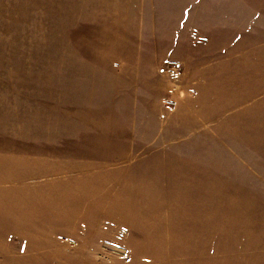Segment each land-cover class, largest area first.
Segmentation results:
<instances>
[{"label":"rangeland","instance_id":"374dc122","mask_svg":"<svg viewBox=\"0 0 264 264\" xmlns=\"http://www.w3.org/2000/svg\"><path fill=\"white\" fill-rule=\"evenodd\" d=\"M189 4L148 0L146 17L132 19L133 29L138 20L144 31L117 33L120 19L85 17L93 12L85 2L0 0V182L18 179L28 165L37 172L47 169L44 160L13 163L1 155L13 150L55 158L73 147L85 160L94 159L85 161L86 171L113 169L116 177L122 165L132 171L127 191L100 197V205L111 202L114 209L73 211V218L87 222L81 245L95 247L91 258L68 259L72 251L63 252V243L47 241L60 227L14 225L21 211L12 206L13 194L2 191L0 264H205L219 260L216 254L226 248L245 255L264 245V98L257 99L264 95V50L235 49L253 44V19L228 39L234 49L202 48L190 57V51L172 48L190 37L180 28L189 19ZM234 55L240 58L199 70L219 56ZM155 61H164L159 76ZM117 63L124 64L120 75L114 74ZM219 116L224 117L205 127ZM137 157L143 158L136 163ZM12 165L18 167L13 175ZM186 201L196 208L195 241L174 242L169 250L156 236L140 242L138 230L164 208L187 219L173 209ZM37 234L47 240L23 241ZM88 235L95 240L89 243ZM52 245L61 249L59 258L45 255ZM205 249H214L208 259ZM28 252L37 253L35 262L19 260L17 255ZM167 252L175 260L167 263Z\"/></svg>","mask_w":264,"mask_h":264},{"label":"crops","instance_id":"0c3cea01","mask_svg":"<svg viewBox=\"0 0 264 264\" xmlns=\"http://www.w3.org/2000/svg\"><path fill=\"white\" fill-rule=\"evenodd\" d=\"M61 0H58V2ZM148 0H77V3H87L88 7L93 9L92 14L85 17L91 18H109V19H120L119 23L115 26L117 30H113L117 33L123 32H143L145 27L142 21L137 20V30L133 29L132 19H142L146 17L145 3ZM175 1V0H174ZM177 1V0H176ZM190 2L187 6L189 18L188 21L182 20L181 30L187 31L190 36L188 41L179 44L178 46H172V48H179L181 50L190 51L189 56L192 57L195 52L202 48L214 49L217 51H222L224 49H234L233 44L228 40L233 38L236 34H239V29L244 30L245 26L250 23L248 19H253L252 23V34H253V44L244 46H235L237 50L244 49H258L264 50V0H185V2ZM179 13H172V16H178ZM79 17L83 16L81 14ZM193 18V19H192ZM175 22L173 20V26ZM158 27V26H157ZM119 28H125V30H120ZM157 32L161 34V29L158 27ZM165 44L169 42L158 41L157 44ZM177 44V43H172ZM202 45L204 47H202ZM158 48H165L157 45ZM239 55L230 56H219L216 60L206 62L200 66L199 70H205L209 67L224 64L227 61L238 60ZM164 61H155L156 63V74L159 76V66ZM193 61H181L183 65H190ZM124 64L117 63L114 66V74H122L121 69ZM198 78H192L191 82H197ZM264 94V93H263ZM264 95L258 94L257 99L263 100ZM235 111L231 110L229 114H233ZM224 116L217 117L214 121L208 122L205 127H210L209 124H216L222 120ZM168 127L167 120L162 124L158 134L163 136ZM203 129L199 127L198 129ZM205 129V128H204ZM203 129V130H204ZM256 129V128H255ZM186 139V138H185ZM77 140V139H76ZM157 140V139H156ZM155 140V141H156ZM175 141H164L163 145H171ZM149 144H152L150 142ZM71 153L68 154L65 151L61 153V157H52L47 154H28L22 155L18 153L17 150L6 153H1L2 156L12 157L13 163L17 162L15 160L23 159L28 162L34 160H44L48 163L47 169L40 170L39 172L31 170L30 166H26L25 170L20 173L18 179L14 181L0 182V193L6 191L12 193V206L16 211H21L18 217H14L13 224L16 226H38V225H50V227H60L59 233L52 235L51 237L45 238L43 235H28L23 239L24 242H34V241H55L56 243H63V252H69L67 257L61 256V258H70L71 256L76 257H94L93 251L95 247L93 245H88L85 248L81 245L85 242L83 239L86 235L84 226L87 224L84 221L83 216L73 218V211H85L92 210L95 208L103 209H114L115 207L111 205H100V197L103 194H117L122 191L124 184L128 178L131 176V169L127 170L122 165L120 169L122 170V175L116 177L114 175V170L101 172V168H96L93 170L86 171L82 166L85 161H92L94 159L85 160L80 157L77 151L71 148ZM132 151H128L127 155L131 158L133 154ZM22 157V158H21ZM16 158V159H15ZM143 157L135 158V162L138 163ZM101 161V160H98ZM126 161V160H124ZM108 162V161H104ZM60 164V170L55 172L54 167L56 164ZM132 164V163H130ZM12 165V175L18 169L17 166ZM101 166V163H100ZM14 168V169H13ZM252 176L257 179L259 171L256 165H252ZM16 169V170H15ZM1 176V174H0ZM99 177L98 180H96ZM126 178V179H125ZM89 179V180H86ZM125 179V180H123ZM127 187L124 188L125 192ZM60 196L59 200L57 197ZM55 198V199H54ZM191 201H186L183 203L176 204L177 206L173 209L184 211V215L187 219L179 220V213L173 212L165 213L166 208H164L163 214L160 212L154 218L156 220H151L147 227H143L138 230L139 240L146 239L148 236H156L160 241L164 242V249H168L170 245L177 241H187L189 243L195 241V234L197 229V220L193 217V212L196 208L189 207ZM183 207V208H181ZM149 209V208H147ZM168 209V208H167ZM36 211L39 212V216H36ZM63 211L62 215L59 216L57 213ZM66 211V213H65ZM72 218V219H70ZM228 218V213L225 215V219ZM100 224V223H99ZM67 226H69L67 228ZM100 226V225H99ZM183 236V237H181ZM89 237V243L95 240L93 236L92 239ZM91 241V242H90ZM57 245H52L44 252L45 255L50 253L49 257L54 259L59 258L58 250L55 247ZM90 246V247H89ZM53 248V249H52ZM65 249V250H64ZM222 250V249H221ZM76 252V253H75ZM174 252V251H169ZM188 252L189 249H188ZM205 258L208 259L209 254H213L214 249L204 250ZM203 252V253H204ZM67 253V252H66ZM24 255H17L19 260L26 262H35L36 252L23 253ZM28 254V255H27ZM198 252L188 253L189 257L191 255H197ZM208 254V255H207ZM215 258L219 260L206 261L205 264H264V245L252 251L245 252V255L241 253L238 255V251L234 248H226L216 254ZM40 256V255H39ZM160 255H158L159 257ZM245 256L244 262L240 259ZM48 257V258H49ZM176 256L166 254L165 261L168 263L169 260H175ZM202 257V256H201ZM211 257V256H210ZM15 257H13L14 259ZM46 258V257H44ZM16 260V259H15ZM61 262V261H60ZM68 264L67 260L64 261Z\"/></svg>","mask_w":264,"mask_h":264},{"label":"built area","instance_id":"2783aa9c","mask_svg":"<svg viewBox=\"0 0 264 264\" xmlns=\"http://www.w3.org/2000/svg\"><path fill=\"white\" fill-rule=\"evenodd\" d=\"M171 63H172V64H174V63H175V61H171Z\"/></svg>","mask_w":264,"mask_h":264}]
</instances>
